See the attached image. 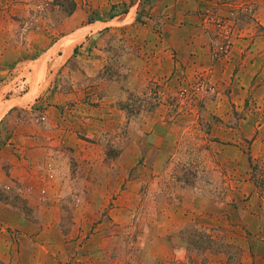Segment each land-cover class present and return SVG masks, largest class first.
<instances>
[{
	"label": "rangeland",
	"instance_id": "1",
	"mask_svg": "<svg viewBox=\"0 0 264 264\" xmlns=\"http://www.w3.org/2000/svg\"><path fill=\"white\" fill-rule=\"evenodd\" d=\"M206 1L196 11L198 27L209 38L207 50L170 58L181 68L165 74L160 68L163 57L153 60V50H143L138 62L131 53L133 59L126 62L117 36L115 47L105 55L86 54L102 66L90 81L99 90L92 115L74 119L71 108L61 107L62 119L52 115L54 127L48 124L44 129L62 130L56 137L48 134L47 140L37 128L45 125V104L33 103L25 111L32 137L28 169L11 175V192L0 190V200L39 226L60 219L66 245L62 254L50 260L43 255L36 259L34 241L19 242L11 249V263L0 264H172L161 257L169 248L152 236L161 227L182 222L185 213L177 208L192 219L174 235L181 244L176 243V248L189 250L175 264H197L196 258L210 251H221L230 264H241L242 248L247 245L263 255L264 64L247 68L242 62L244 49L252 44L256 51L264 50V0ZM105 4L80 0L81 22L128 10H136L140 18L158 11L161 15L160 8L168 5L175 6L170 11L188 8L183 0ZM23 5V13L16 14ZM11 9V18L22 27L17 42L23 48L29 44L26 25L35 29L38 18H50L54 22L48 25L60 30L75 2L11 0ZM87 44L85 50H93L96 42ZM99 46L102 50L104 43ZM31 69L37 73L38 67L14 63L0 84L18 76L27 88ZM49 78V85L55 82L52 75ZM1 90L0 100L12 102L25 92ZM18 119L11 118L15 129ZM5 134V128L0 130V143ZM64 139L72 140L61 145ZM13 153L18 160L23 154ZM120 207L126 212L124 218L115 213ZM156 257L163 259L156 261Z\"/></svg>",
	"mask_w": 264,
	"mask_h": 264
},
{
	"label": "crops",
	"instance_id": "2",
	"mask_svg": "<svg viewBox=\"0 0 264 264\" xmlns=\"http://www.w3.org/2000/svg\"><path fill=\"white\" fill-rule=\"evenodd\" d=\"M99 1L105 4L109 0ZM186 1L188 8L186 7L182 12L170 11L169 9H174L175 6L168 5L167 8H160L161 15H158V11L155 16L149 14L139 18L136 10H128L116 16H98L92 20L81 22L80 0H74L75 9L71 15L63 19L65 26L62 29H52L48 25L50 22L51 24L54 22L53 19L38 18L40 22L38 28L35 27L34 29L32 25H26L27 34L25 37L29 40V44L20 48V42H17V39L21 37L18 29L22 27L16 19L11 18V15L14 14L11 9V0H0V78L11 72V66L14 63L16 66L19 63L26 65L34 63V66L38 67L37 73L34 72L36 68L29 72L27 88L24 84L26 81L22 78L20 79L22 81L17 80L18 76H13L12 79L10 77L5 84H0V90L8 89V91L20 90L22 85L25 87V92L20 93L15 98L17 99L15 102H12L11 98L0 100V130L4 128L6 130L5 140L0 143V190L7 188L11 192V175L18 174L20 171L25 172V169H28L26 166H28L29 161H26V157L29 159L28 153L31 152L32 137L28 131L30 128L26 120L27 117L24 116L27 115L25 111L33 103L45 104L46 126L41 125L37 128L40 130L39 134L46 133L45 138L47 140H50L48 134H53L52 137H56L55 135L62 130L59 127L53 131L48 128L44 129L48 124L54 127L52 125L53 120H51L52 115H55L56 118L60 116L59 118L62 119L61 107L63 110L71 108V115L74 119L84 120L92 115L91 111L94 108L95 100L98 98L99 90L92 87L94 83L90 81L93 80L95 72L99 71L102 66L96 63L95 58L86 57V54L93 57L94 51H96L98 54L104 52L103 55H105L115 45L118 36V48L122 51L124 61L127 62L133 53L136 62H138L140 60L138 56L143 50H153L152 59L156 60V56L160 57L161 55L163 62L160 68L165 70V74L166 72L168 74L175 67L181 68L180 64L170 60L173 56L186 58L195 53V50H207L209 38L206 34L201 33L198 27L200 21L198 22L197 13L204 8L203 4L208 2L206 0H183V2ZM111 5H113L112 1ZM102 6L106 10L107 5ZM24 7L25 5L20 6V10L17 9L15 13H23ZM95 7L93 6V8ZM197 7L199 11H196ZM154 10L152 8L151 11ZM27 22L30 21L27 20ZM33 23L32 20L31 24ZM190 36H195V39ZM50 38L51 41H49ZM197 41H199L198 44ZM89 42H96L93 50H85ZM100 42L104 43L102 50L98 49ZM244 50L247 52L243 53V66L256 68L259 62L264 64V50L258 49L259 51H256L253 44ZM233 56L235 57V54ZM149 71H152V74L157 72L151 65H149ZM49 74L55 80L50 85ZM161 75L163 74L161 73ZM37 78H39L38 81ZM82 85L86 87L84 90L80 89ZM47 87L54 90L45 93ZM104 95L100 94L102 98L105 97ZM72 104L73 106H71ZM65 114L66 112L62 116L65 117ZM18 115L19 117H16ZM11 118H19L18 123L15 124V127L19 125L17 129L11 124ZM11 130H13L12 133ZM69 141L64 139L61 145L67 146ZM69 147L74 148L75 146L71 144ZM17 151L23 153L19 160L13 153ZM180 211L185 213L181 215L183 216L181 223L166 229L161 227L160 233H153L152 236V240L157 241L160 246L169 248L165 251L166 254L161 257L167 261H172V264H175L179 258L183 259L189 251L187 246L176 248V243L179 246L181 244L174 235L187 227L192 219L184 209L177 208V212L181 213ZM117 212L121 218L122 215L123 218L126 216L122 207L115 211V213ZM115 213L114 216L111 214V217H115ZM46 223L42 226L34 224L21 210L0 200V261L11 263V249L17 248L18 243L24 241L35 242L33 245L38 249L36 259L39 255H43L52 260L53 255L62 254L65 251L66 240L60 229V219ZM166 231L169 235L167 237L164 235ZM24 246L29 247L28 245ZM242 249L241 264H264V253L260 255L253 252L249 245ZM163 258L156 257V261H161ZM196 261L197 264L202 261L207 262V264H230L229 256L221 251H210L197 257Z\"/></svg>",
	"mask_w": 264,
	"mask_h": 264
},
{
	"label": "built area",
	"instance_id": "3",
	"mask_svg": "<svg viewBox=\"0 0 264 264\" xmlns=\"http://www.w3.org/2000/svg\"><path fill=\"white\" fill-rule=\"evenodd\" d=\"M20 90H21V92H22V90L24 91V86L23 85L21 86Z\"/></svg>",
	"mask_w": 264,
	"mask_h": 264
}]
</instances>
